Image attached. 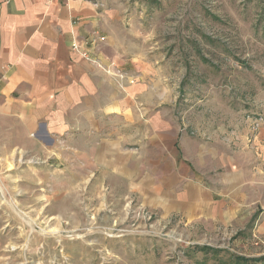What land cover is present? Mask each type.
<instances>
[{"label": "rangeland", "instance_id": "obj_1", "mask_svg": "<svg viewBox=\"0 0 264 264\" xmlns=\"http://www.w3.org/2000/svg\"><path fill=\"white\" fill-rule=\"evenodd\" d=\"M89 1L106 16L118 56L134 59L132 70L112 60L103 72L117 85H148L150 112H164L168 139L163 148L144 145L148 154L135 140L122 149L134 168L124 181L115 165L86 164L63 138L50 150L28 147L25 134L0 118V264H264L255 210L228 226L164 216L144 204L153 194L143 176L162 150L172 158L169 145L192 169L193 148L219 151L223 141L236 156L243 140L256 154H247V168L257 165L264 0ZM210 175L219 173L189 172L203 187Z\"/></svg>", "mask_w": 264, "mask_h": 264}, {"label": "crops", "instance_id": "obj_2", "mask_svg": "<svg viewBox=\"0 0 264 264\" xmlns=\"http://www.w3.org/2000/svg\"><path fill=\"white\" fill-rule=\"evenodd\" d=\"M105 21L100 6L89 0H0V118L1 124L17 126L25 134L28 147L50 150L57 138H63L86 164L107 169L115 165L120 179L129 181L133 154L122 149L134 140L145 154L149 151L144 145L151 142L163 148L168 139L166 118L164 112L151 114L147 84L117 85L103 72L113 67L112 60L134 69L132 55L129 60L118 56ZM95 32L105 40L86 44ZM74 44L95 62L74 51ZM140 66L144 80V65ZM259 133L260 154L252 168L246 166L247 154H256L244 150L243 140L236 156L223 141L221 150L205 154L200 148L192 152L187 144L190 160L191 152L197 154L192 169L169 145L172 158L161 157L162 150L157 166L143 168L153 194L144 204L157 206L164 216L180 214L227 226L235 219H249L255 210L254 232L264 239V129ZM189 172L219 176L206 177L203 187L189 178ZM236 200L245 207L234 205Z\"/></svg>", "mask_w": 264, "mask_h": 264}, {"label": "built area", "instance_id": "obj_3", "mask_svg": "<svg viewBox=\"0 0 264 264\" xmlns=\"http://www.w3.org/2000/svg\"><path fill=\"white\" fill-rule=\"evenodd\" d=\"M104 40H105V38L103 36H101L99 33L95 32V33H93V38H90V39L86 40V44L96 45L97 43L103 42ZM72 48H73L74 51L78 52L79 54H81L83 57H85L89 61L95 62V60H92L93 58L91 59V58L88 57L87 50L81 49V47L79 48L76 44H74L72 46Z\"/></svg>", "mask_w": 264, "mask_h": 264}]
</instances>
